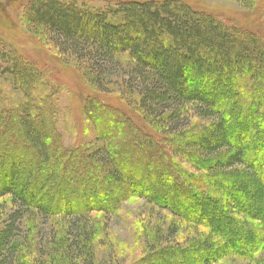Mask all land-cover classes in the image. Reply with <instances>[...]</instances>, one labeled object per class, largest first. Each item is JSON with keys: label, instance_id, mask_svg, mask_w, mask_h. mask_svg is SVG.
Returning <instances> with one entry per match:
<instances>
[{"label": "trees", "instance_id": "trees-1", "mask_svg": "<svg viewBox=\"0 0 264 264\" xmlns=\"http://www.w3.org/2000/svg\"><path fill=\"white\" fill-rule=\"evenodd\" d=\"M26 12L28 21L47 33L58 52L77 63L98 96L116 76L118 97L126 110L98 96L89 97L85 116L100 132L98 142L83 152L66 148L57 128L55 93H46L42 74L26 65L23 57L15 51H0V62L6 65L0 75L20 96L12 103L0 88V198L9 196L11 204L0 230V264H24L18 237L23 219L32 212L42 219L67 218V234L75 241L84 235L79 224L92 213H114L121 207L125 197L110 194L115 192L109 190L110 184L119 190L125 174L142 178L145 169L152 171L157 165L160 179L170 180V193L159 198V189H152V199H157L146 197L148 202L169 208L173 196L183 211L180 201L184 208L195 198L198 205L190 215L176 216L204 229L212 241L203 240L191 249L152 248L138 264H172L171 259L186 264L193 258L214 264L229 256L252 259L264 247L262 38L180 0L126 1L96 10L73 0H30ZM213 85L221 86L223 92L212 90ZM237 104L242 113L235 110ZM131 113L138 115L140 126L131 120ZM117 115L122 129L134 135L124 138L119 147ZM20 137L26 141L21 148L26 155H35L36 159H30L40 170L28 169L22 175L16 166L5 165L16 160L13 152L20 147ZM133 150L135 157L129 159H137L138 167L126 159ZM95 180L107 186V194L94 189ZM62 185L74 194L65 198L68 201L60 193ZM145 185L147 190L149 183ZM47 190L54 199L51 207L42 200ZM90 190L96 199L86 195ZM143 190L135 193L144 196ZM176 193L181 195L178 201ZM209 208L222 214L207 213ZM177 232V227L171 229L169 237ZM75 252L84 264H94L91 249L75 247Z\"/></svg>", "mask_w": 264, "mask_h": 264}, {"label": "rangeland", "instance_id": "rangeland-1", "mask_svg": "<svg viewBox=\"0 0 264 264\" xmlns=\"http://www.w3.org/2000/svg\"><path fill=\"white\" fill-rule=\"evenodd\" d=\"M30 0H0V51L10 50L15 51L23 57L25 64L36 68L42 74V84L46 88V93H52L53 101H57L58 117L57 128L61 136L62 143L66 148H74L81 152L85 151L86 146L97 143V138L100 132L92 120L85 116L84 104L89 97L94 98L97 95L94 89L87 80L82 76L80 68L76 66V62L58 52L55 45L47 37V33L31 24L26 15ZM80 6H85L89 9L104 8L108 4L112 7L119 2L126 1H160V0H73ZM195 10H200L211 14L215 19L226 24L237 25L246 31L256 33L264 41V0H180ZM262 2V7L259 3ZM258 8V9H257ZM264 43V42H263ZM122 62L126 60L121 59ZM32 65V66H31ZM122 66V64H121ZM124 66V64H123ZM126 65L124 66V68ZM6 68V65L0 62V72ZM113 72V71H112ZM119 73H123L119 70ZM113 80L107 90L98 96L99 100L109 102V105L118 106L120 109L126 110L124 101L119 99V79L116 76H111ZM0 88L7 101L12 103L20 99L9 82L5 80V76L0 75ZM221 86H214L212 90H219ZM223 89H220V93ZM223 92V91H222ZM225 94V93H223ZM121 97V96H120ZM237 112L242 113L239 104L235 107ZM110 115V113H108ZM113 115V114H111ZM131 120L138 124V115L130 114ZM15 117V116H13ZM18 117V115H17ZM16 117V118H17ZM116 124V144L119 146L122 140L126 141L133 138L134 135L125 132L122 120L117 115ZM15 120V119H13ZM120 126V128H118ZM138 126H140L138 124ZM142 126V125H141ZM147 126V125H145ZM144 125L142 126L145 129ZM121 130V131H120ZM125 130V131H124ZM101 131V130H100ZM110 131V129L108 130ZM120 131V132H119ZM20 136V134H18ZM112 136V135H111ZM111 138V140H113ZM22 142L20 147L17 146L13 152L15 159L9 166H16L17 170L23 175L28 169L38 171L41 166L32 159H36L34 154L26 155V151L21 148L26 141L19 138ZM24 142V143H23ZM122 144V143H121ZM27 145V144H26ZM136 149L142 153L140 146L135 145ZM30 148H28V151ZM131 151V150H130ZM128 151L126 159L139 166L136 161H130L134 155ZM151 152V151H150ZM30 153H33L32 151ZM80 153V152H79ZM82 154V153H81ZM145 154V153H143ZM79 155V154H78ZM131 156H133L131 158ZM138 156V155H137ZM32 157V159H30ZM130 158V159H129ZM77 161V159H76ZM74 159L72 162L76 164ZM157 167H159L157 165ZM155 167L153 172L149 170L144 173L143 177L135 178L131 173L122 177L120 189L109 187L110 191H115L110 194L115 195L117 199L125 197L121 203V207L114 213H102V211L94 212L86 221L79 224L80 230L84 233L82 238H77V246L72 245L73 236L67 234L68 221L63 217L41 218L32 212L23 219L22 228L19 233L18 241L22 248V261L24 264H84V261L78 258L75 247H84L91 249L94 258V264H138L144 258L148 251L152 248L159 249L178 245L179 247H188V249L199 246L203 240L212 241L208 233L204 229H199L181 221V216H176L182 212L190 215L198 205L195 198L189 206L179 209L176 206V201L172 196L171 201H168L169 208L164 206L151 205L148 201L152 199V189H159V198H164L162 195H169L170 180L160 179V169ZM184 169L189 172L193 171L190 167L183 164ZM102 168V167H101ZM24 172V173H23ZM100 170L98 171V173ZM130 172V171H129ZM202 175V173H195ZM22 175L17 178L20 183ZM66 175V173H64ZM129 175V176H128ZM99 176V174L97 175ZM154 176V177H152ZM69 178V177H68ZM97 179L96 177H93ZM70 179V178H69ZM68 181V180H67ZM71 179L67 182L71 183ZM93 184L97 186L94 189H100V193L107 194L108 191L104 183L95 180ZM169 181V184L167 182ZM17 182V183H18ZM149 187L145 190L146 185ZM207 189H211V183L205 182ZM261 182L258 184L260 186ZM37 183L34 184L36 189ZM51 187V186H50ZM49 187V188H50ZM68 186L62 185L61 195L65 198L74 197ZM144 189V196L136 194L137 191ZM143 190V191H144ZM168 191V192H167ZM86 195L91 199H96L98 196L93 190L86 191ZM116 193V194H115ZM154 193V192H153ZM245 195L247 192L244 193ZM85 195V196H86ZM146 195V196H145ZM45 197V198H44ZM87 197V196H86ZM114 197V196H112ZM149 197V198H146ZM176 200H180L181 195L176 193ZM193 197V195H192ZM157 199V198H155ZM155 199H152L155 201ZM43 202H46L50 207L54 204V199L51 198L49 190L42 196ZM163 205V204H162ZM222 206V205H221ZM223 207V206H222ZM168 209V210H167ZM216 209V208H215ZM209 208L207 213L220 211ZM225 209V207H224ZM223 209V211H224ZM181 210V211H180ZM11 213V204L9 196L0 198V230L3 228V223ZM222 214V211H220ZM178 229L175 237H169V231L173 228ZM194 241V243H190ZM216 242V240H214ZM157 251V250H156ZM186 261V264H202L198 262L200 258ZM172 260V261H171ZM172 264H179L176 259H171ZM152 264H158L153 262ZM214 264H264V247L257 252L252 259L243 260L234 256H229L219 260Z\"/></svg>", "mask_w": 264, "mask_h": 264}]
</instances>
